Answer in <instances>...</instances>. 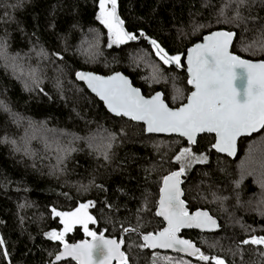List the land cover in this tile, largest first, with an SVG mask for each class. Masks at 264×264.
<instances>
[{
  "label": "trees",
  "instance_id": "trees-1",
  "mask_svg": "<svg viewBox=\"0 0 264 264\" xmlns=\"http://www.w3.org/2000/svg\"><path fill=\"white\" fill-rule=\"evenodd\" d=\"M116 11L137 39L108 47L99 0H0V264H51L63 245L46 236L62 229L52 209L89 201V230L123 240L128 264H212L141 247L140 235L164 227L155 213L162 180L179 170L175 156L190 145L111 116L74 76L120 72L145 97L161 92L176 109L191 92L186 51L204 35L235 32L232 53L264 61V0H117ZM152 39L179 55L180 66L164 64ZM213 144L203 135L190 146L207 160L186 167L182 189L189 213L208 211L219 231L181 236L225 264H264V245L241 243L264 236V129L239 141L234 160ZM83 239L76 226L64 243Z\"/></svg>",
  "mask_w": 264,
  "mask_h": 264
},
{
  "label": "snow or ice",
  "instance_id": "snow-or-ice-1",
  "mask_svg": "<svg viewBox=\"0 0 264 264\" xmlns=\"http://www.w3.org/2000/svg\"><path fill=\"white\" fill-rule=\"evenodd\" d=\"M240 2L243 3V0ZM109 4L110 9L107 7ZM116 9L117 0H99L100 11L97 19L108 29V47L137 39V36L124 30L123 21L117 15ZM140 35L143 37L145 34L141 32ZM235 35L236 33L229 31L213 32L204 37L203 43L189 49L188 84L195 90L187 97V103L177 109L165 104L159 92L150 99H145L140 90L133 87L130 80L118 72L108 77L76 72V78L85 81L104 101L109 111L117 116L129 117L133 121H143L149 133H178L187 139L190 146L197 143L198 134L215 133L216 142L212 147L218 152L235 155L236 141L239 137L264 129V61L253 63L234 55L229 49ZM150 43L155 55L164 64L175 63L180 66L179 55L170 56L154 39L150 40ZM259 43L261 50H264V39ZM244 50L247 51L248 48ZM152 67L153 79H158L159 68L155 65ZM190 146L182 147L175 156L176 161L182 162L179 170L163 178L156 215L167 221V227L155 234L144 235V244L141 247L155 249L180 246L179 251L198 255L202 261L225 264L222 258L204 255L190 241L177 236L184 227L201 229L217 227L216 221L207 212L197 211L190 214L185 207V201L181 199L184 193L180 188L182 183L180 177L186 167H190L193 162L203 163L207 160L203 154L195 155ZM105 156L107 158V154ZM189 157L191 159H188ZM90 207H94L91 201L81 203L74 211L61 212L52 209L54 216L60 217L64 225L61 232L46 233L49 239L60 241L64 245L63 251L55 256V260L60 261L70 256L79 261V264H92L93 260L95 264H108L115 257L118 264H128L127 257L120 251L123 240L118 242L114 239H105L103 233L97 235L95 231L89 230V223L96 222L88 212ZM73 224H81L86 235L92 237L93 243L89 244L87 241L74 245L64 243L65 233L71 231ZM128 231L129 229H124V232ZM241 243L264 245V236H253ZM3 245L4 241L0 239V248ZM2 254L7 258V251H3Z\"/></svg>",
  "mask_w": 264,
  "mask_h": 264
},
{
  "label": "water",
  "instance_id": "water-1",
  "mask_svg": "<svg viewBox=\"0 0 264 264\" xmlns=\"http://www.w3.org/2000/svg\"><path fill=\"white\" fill-rule=\"evenodd\" d=\"M218 31H225V30H218ZM213 32H217V31H213ZM213 32H211V33H213ZM211 33H209V34H206V35H204L202 38H201V40L200 41H198L197 43H195L194 45H192V46H190L188 49H187V51H186V54H185V57H184V65H185V69H184V72H185V74H186V76H187V85H188V87L191 89V92L192 91H194L195 89L193 88V86L192 85H190V84H188V79H189V72H188V62H187V57H188V51H189V49L190 48H192V47H194L196 44H198V43H203V41H204V37L205 36H207V35H210ZM235 33V32H234ZM235 37H236V35H235ZM235 37H234V39H233V44H234V41H235ZM233 44L230 46V51L232 52V47H233ZM234 54V53H233ZM234 55H236V54H234ZM243 59V58H242ZM247 60V59H246ZM249 61H251V62H253V63H259V62H261V61H252V60H249ZM239 71V70H238ZM78 72H85V73H93V72H90V71H78ZM118 73H120V72H118ZM93 74H95V75H99V74H96V73H93ZM114 74V73H113ZM113 74H111V75H113ZM122 74V73H121ZM111 75H108V76H111ZM122 75H124V74H122ZM99 76H103V75H99ZM108 76H103V77H108ZM125 76V75H124ZM74 78H75V80L78 82V83H80V84H82L84 87H85V89L93 96V97H95L99 102H101L102 103V105H103V107H104V109L111 115V116H113V117H116V118H123V119H126V120H129V121H131V122H133V123H135V124H139V125H142L143 127H144V130H145V133H146V135H150V136H158V137H178V138H181V139H183L184 141H186L187 142V139L185 138V137H182V136H180L178 133H164V132H160V133H156V132H153V133H149V132H147L146 131V124L143 122V121H133V120H131L129 117H126V116H117V115H115L114 113H112L111 111H109L108 110V108H107V106L105 105V103H104V101L103 100H101L100 99V97L95 93V92H93L88 86H87V83L85 82V81H82V80H78L77 78H76V74H75V76H74ZM128 78V77H127ZM129 79V78H128ZM130 80V79H129ZM130 82H131V80H130ZM237 83H239V81L237 82ZM131 84H132V82H131ZM133 86V85H132ZM134 87V86H133ZM136 88V87H135ZM140 90V89H139ZM191 92L189 93V95L191 94ZM140 93H141V95L145 98V99H150L152 96H154L155 94H153L152 96H150V97H145L144 95H143V93H142V91L140 90ZM159 93H161V92H159ZM188 95V96H189ZM161 98L164 100V97H163V94L161 93ZM165 102V101H164ZM187 103V100H186V102L184 103V104H186ZM165 104H166V102H165ZM184 104H182V105H184ZM181 105V106H182ZM180 107V106H179ZM178 107V108H179ZM177 109V108H176ZM263 129H260V130H258V131H256V132H253V133H251L250 135H246V136H241V137H239L238 139H237V141H236V149H235V155H228L227 153H224V152H218L215 148H213L212 147V149H213V151L216 153V154H218V155H221V156H225V157H227V158H229V159H231V160H234L235 158H236V156H237V153H238V144H239V141L241 140V139H244V138H250V137H252L253 135H257V134H259L261 131H262ZM203 135H210V136H213L214 137V143L216 142V136H215V133H207V132H205V133H200V134H198L197 135V138L196 139H198L199 137H201V136H203ZM188 143V142H187ZM195 145V144H194ZM194 145H191V146H194ZM176 171H178V170H176ZM170 174V173H169ZM168 174V175H169ZM167 176V175H166ZM183 176V175H182ZM182 176L180 177V179H181V181H182ZM161 187H163V180H162V184H161ZM180 188H181V190H182V192H183V189H182V183H181V185H180ZM161 189V188H160ZM184 193V192H183ZM160 195H161V193H160V190H159V198H158V201H159V199H160ZM183 197H184V195L181 197V199H183ZM184 200V199H183ZM158 201H157V206H156V211H155V213L157 212V210H158ZM185 207H186V202H185ZM187 208V207H186ZM188 210V209H187ZM197 211H204V212H207L209 215H210V213L208 212V211H206V210H197ZM197 211H195V212H197ZM189 212V211H188ZM195 212H193V213H195ZM193 213H190V214H193ZM157 216V215H156ZM211 216V215H210ZM158 217V219H160L163 223H164V227H163V229L165 228V227H167V221L162 217V216H157ZM212 217V216H211ZM215 221H216V223H217V227L216 228H214V229H209V228H204V229H201V228H196V227H184V228H181L180 229V231L177 233V236L180 238V239H183V240H188V241H190L189 239H187V238H185V237H182L181 236V234H182V232H191V231H196V232H200V233H205V234H215V233H217L218 231H219V223H218V221L214 218V217H212ZM162 229V230H163ZM162 230H160V231H162ZM159 232V231H158ZM99 235V234H98ZM145 235H147V234H145ZM143 236L144 235H140V240H141V242H142V244H144V240H143ZM105 237V239H114V240H117V239H115V238H110V237H106V236H104ZM84 241H87L89 244H92L93 243V240H92V237L91 238H89V239H83V240H80V241H78V242H76V243H72V244H68V245H74V244H79V243H83ZM118 242H119V240H117ZM191 242V241H190ZM196 248H198L193 242H191ZM179 247L180 246H177L176 248H155V249H153V248H147L148 250H150L151 252H160V253H167V254H175V255H179V256H181V257H185V258H189V259H192V260H199V258H198V255H189L187 252H182V251H179ZM63 248H64V245H62L61 246V248H60V250H59V252L56 254V255H58L60 252H62L63 251ZM120 251H122L124 254H125V252H124V243L121 245V247H120ZM200 252H201V250H200ZM202 253V252H201ZM55 255V256H56ZM55 256H54V258L52 259V261H51V264H60V263H64V262H73V263H75V264H79V261H77V260H75V259H73L72 257H64L62 260H60V261H56L55 260ZM126 256V255H125ZM92 264H95V261L93 260L92 261ZM108 264H118V260H117V258H115V257H113L112 259H111V261H109L108 262Z\"/></svg>",
  "mask_w": 264,
  "mask_h": 264
},
{
  "label": "rangeland",
  "instance_id": "rangeland-1",
  "mask_svg": "<svg viewBox=\"0 0 264 264\" xmlns=\"http://www.w3.org/2000/svg\"><path fill=\"white\" fill-rule=\"evenodd\" d=\"M107 7L110 9L111 8V5L109 4V5H107ZM100 11V10H99ZM98 14H99V12H98ZM99 20V19H98ZM100 21V20H99ZM104 25V24H103ZM104 27H105V25H104ZM106 28V27H105ZM106 30H107V33H108V29L106 28ZM108 36H109V33H108ZM128 42V41H127ZM112 46H117V45H112ZM60 218V217H59ZM60 220H61V218H60ZM90 224V223H89ZM76 226H80L81 228H82V231H83V233H84V235H85V237H88V238H91L90 236H87L86 235V233L84 232V228H83V226L81 225V224H73L72 225V229H71V231L73 230V228L74 227H76ZM88 227H89V225H88ZM64 230V225L62 224V229L60 230V231H57V232H61V231H63ZM71 231H69V232H71ZM69 232H67V233H65V235L66 234H68ZM64 240H65V236H64ZM54 241V240H53ZM57 242H59V243H61L60 241H57Z\"/></svg>",
  "mask_w": 264,
  "mask_h": 264
}]
</instances>
